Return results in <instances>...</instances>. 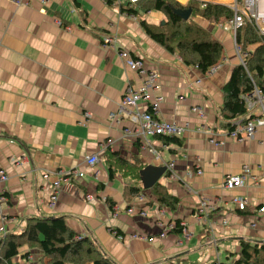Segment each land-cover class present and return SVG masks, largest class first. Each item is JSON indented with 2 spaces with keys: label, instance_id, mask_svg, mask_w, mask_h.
<instances>
[{
  "label": "crops",
  "instance_id": "1",
  "mask_svg": "<svg viewBox=\"0 0 264 264\" xmlns=\"http://www.w3.org/2000/svg\"><path fill=\"white\" fill-rule=\"evenodd\" d=\"M141 20L157 25L164 14L140 9L135 15L105 0H0V168L9 175L0 183V240L22 232L30 218L64 217L116 264H214L217 254L222 264H234L241 241L264 243V213L258 211L264 206V126L253 139L239 141L228 136L221 118L223 88L239 64L233 33L202 23L224 47L221 67L205 76L153 40ZM113 35L116 47L104 46L103 38ZM120 48L158 70L157 92L165 98L159 118L186 128L181 145L153 139L163 159L175 163L179 178L167 172L159 181L179 198L176 211L160 208L149 190L129 199L125 190L134 181L109 177L102 151L107 141L131 162L158 164L141 142L124 137L123 130L133 128L129 120L110 118L128 85L143 82ZM94 153L101 158L98 174L85 161ZM243 165L250 167L245 185L227 189L225 178L239 175ZM73 168L84 175L62 179L57 188L59 171ZM236 196L247 198L243 210L232 201ZM203 199L216 206L212 213H199ZM133 204L148 214H129ZM163 209L162 222L180 221L182 232L163 234L157 220ZM43 257L38 247L25 245L13 262L40 264Z\"/></svg>",
  "mask_w": 264,
  "mask_h": 264
},
{
  "label": "trees",
  "instance_id": "2",
  "mask_svg": "<svg viewBox=\"0 0 264 264\" xmlns=\"http://www.w3.org/2000/svg\"><path fill=\"white\" fill-rule=\"evenodd\" d=\"M108 5H114L116 0H105ZM184 5L176 0H142L133 7H123L127 12L137 14V10L145 12L157 10L164 14V24L152 25L145 20L140 24L144 31L156 42L160 43L171 53H178L188 65L198 66L202 73L222 61L224 47L206 28L183 20L173 12V8L192 7L193 14L204 19L219 20L222 16H230L231 11L216 3H209L207 8L201 9L198 1H189ZM192 5V6H191ZM137 7V9H135ZM178 24V25H177ZM155 31H158L155 32ZM237 41L242 49L253 47L247 58V69L238 64L225 84L224 104L221 118L226 128H234V121L247 117L248 110L242 95L250 93L254 85L264 90V44L252 25L245 24L237 32ZM164 144L181 145L179 137L157 136ZM140 144V141L137 140ZM104 156L109 169V177L113 179L117 174L130 177L134 185L126 188L125 195L131 199L140 195L144 190L140 172L146 166L141 160L129 161L119 152L106 148ZM167 174V172H166ZM151 195L160 208H167L171 212L179 206V198L170 194L160 181L149 189ZM110 208L114 202L107 200ZM176 232L183 231L180 221L176 222ZM77 233L72 230L64 217L30 218L20 233H6L0 240V264L14 263L22 247H38L44 254L40 264H116L109 259L89 238L77 240ZM27 258V254L24 255ZM234 264H264V243L243 240L240 243V255Z\"/></svg>",
  "mask_w": 264,
  "mask_h": 264
},
{
  "label": "built area",
  "instance_id": "3",
  "mask_svg": "<svg viewBox=\"0 0 264 264\" xmlns=\"http://www.w3.org/2000/svg\"><path fill=\"white\" fill-rule=\"evenodd\" d=\"M17 4L21 3V0H12ZM142 0H116L115 6L122 9L123 7H133ZM198 1L201 9L207 8L209 3L220 4L228 8L231 11L230 16H224L219 21L215 22L216 26L221 29L231 31L233 33L234 49L237 54L239 64L247 69V58L252 50H244L237 41V32L244 27L245 24L249 23L253 26L255 31L262 39L264 44V0H186ZM200 18V17H199ZM61 24L60 21H58ZM104 46H114L117 44V35L105 36L103 38ZM119 55L124 60L125 65L130 69L138 71L143 77V82L140 86L128 85L124 96L122 97L120 103L118 104L117 110L112 113L110 118L115 121H120V118H125L130 121L133 128H125L123 130L124 137L135 139L141 142L142 146L148 149L156 162L159 165H166L167 172L171 177L176 179L179 178L175 171L174 161L167 162L163 159V155L158 147L155 145L153 139L159 135L163 136H175L181 137L185 132V127L178 125L174 122H167L159 118V113L161 105L165 101V98L158 94L159 89V72L157 69L152 68L147 65L145 60L133 57L128 50L125 48L119 49ZM198 68V66H195ZM221 63H217L208 71H206L205 76L213 75L219 68ZM200 80L197 81L199 83ZM245 101L248 116L238 118L234 121V128L229 130L228 136L237 139L239 141L244 139H253L258 128L264 126V90L260 87L254 85L253 90L250 93L242 95ZM198 113L203 114L201 109H197ZM210 135H213L212 131H209ZM212 143L221 144L222 142L211 138ZM111 144V141H107L102 145V151ZM85 161L92 170H96L95 173L98 174L99 164L101 163V158L99 153H94L87 155ZM196 173L201 174V171H196ZM191 175V173H189ZM59 179L56 183L57 188L60 187L61 180H72L75 177H81L84 173L77 168L73 169H62L58 173ZM250 176V167L248 165H243L242 171L237 176H228L224 180V186L227 189L233 190L238 187H243L246 180ZM9 180L8 173L0 168V183ZM89 200L92 199L91 196L87 197ZM142 193L136 196V201L142 199ZM1 201H5L4 197H0ZM58 201V190L55 189L50 195V206L55 207ZM232 201L238 205V207L243 210L247 205V198L242 196H236ZM216 209V206L208 202L207 199L200 201L198 211L200 214H209ZM258 211L264 213V206L259 207ZM129 214H134L139 212L142 216L148 214L146 209L137 210L136 205H130L127 209ZM2 221L6 220V217H1ZM165 219V210L163 209L157 220L158 224L163 228V234L168 231H172L176 224L174 222H162ZM184 230V229H183ZM117 239L122 240L123 236L114 232ZM82 235L76 237L77 240L82 239ZM27 260L31 261V258L27 256ZM25 264H29L26 262ZM214 264H222L220 262L219 256L217 254L216 262Z\"/></svg>",
  "mask_w": 264,
  "mask_h": 264
},
{
  "label": "water",
  "instance_id": "4",
  "mask_svg": "<svg viewBox=\"0 0 264 264\" xmlns=\"http://www.w3.org/2000/svg\"><path fill=\"white\" fill-rule=\"evenodd\" d=\"M216 1V0H213ZM173 12L183 20H189L193 14L192 7L187 8H173ZM164 21L162 22V25ZM167 166L158 164H149L145 166L140 172V178L143 188L151 189L159 180L166 174Z\"/></svg>",
  "mask_w": 264,
  "mask_h": 264
},
{
  "label": "rangeland",
  "instance_id": "5",
  "mask_svg": "<svg viewBox=\"0 0 264 264\" xmlns=\"http://www.w3.org/2000/svg\"><path fill=\"white\" fill-rule=\"evenodd\" d=\"M123 2L124 0H120V2ZM189 3L190 2H187L186 4H188L189 5ZM187 6V5H186ZM224 16H222L221 18H223ZM220 18V19H221ZM165 19V18H164ZM219 19V20H220ZM189 20H191L192 21V23H195L196 25H200V26H202L203 24V22L204 21H208V22H211V23H215V22H217V21H219V20H217V21H215V19H204V18H199V17H197V15H194V14H192V16H191V18L189 19ZM164 21V20H163ZM162 21V22H163ZM162 22H160L161 24H162ZM203 27V26H202ZM253 49V47H249L248 48V50H252Z\"/></svg>",
  "mask_w": 264,
  "mask_h": 264
},
{
  "label": "bare ground",
  "instance_id": "6",
  "mask_svg": "<svg viewBox=\"0 0 264 264\" xmlns=\"http://www.w3.org/2000/svg\"><path fill=\"white\" fill-rule=\"evenodd\" d=\"M188 5V4H187ZM192 6V5H191ZM178 25V24H177ZM155 32H157L158 33V31H155ZM108 35V34H107Z\"/></svg>",
  "mask_w": 264,
  "mask_h": 264
}]
</instances>
